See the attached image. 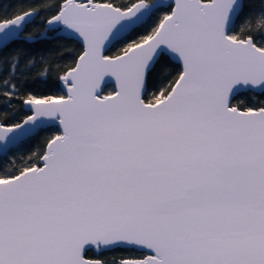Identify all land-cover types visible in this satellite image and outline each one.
<instances>
[{
    "label": "snow or ice",
    "instance_id": "snow-or-ice-1",
    "mask_svg": "<svg viewBox=\"0 0 264 264\" xmlns=\"http://www.w3.org/2000/svg\"><path fill=\"white\" fill-rule=\"evenodd\" d=\"M40 8L81 51L0 122L3 161L56 129L0 164V264H264V101L240 99L264 96V0H41L0 17V52Z\"/></svg>",
    "mask_w": 264,
    "mask_h": 264
},
{
    "label": "trees",
    "instance_id": "trees-1",
    "mask_svg": "<svg viewBox=\"0 0 264 264\" xmlns=\"http://www.w3.org/2000/svg\"><path fill=\"white\" fill-rule=\"evenodd\" d=\"M40 2L41 0H0V17L11 18L19 11L28 10ZM38 10L40 15L26 26L25 35L41 37L48 13L43 8ZM37 38L35 43H25L24 38H22L20 41L14 42L6 51L0 52V121H21L28 115L21 101L29 93L38 97L63 94L58 79V75L62 74L60 69L74 62L75 57L81 51V44L74 39L60 36L43 40ZM14 55L21 58L20 66L15 70L11 69L9 65ZM13 71L15 79L11 82L16 85L19 97L16 95L4 97L3 81L9 79V73ZM21 72H23L22 75ZM112 85L108 84L104 87L106 93L112 91ZM240 99H243L246 104L255 106L264 101V96L258 93H246ZM55 131L54 126L48 127L34 137L22 141L10 152L8 160H0V164H6L11 169L14 160L21 162L22 157L27 158L32 153L42 150L46 139L55 134ZM122 254L118 252L108 255L118 257Z\"/></svg>",
    "mask_w": 264,
    "mask_h": 264
},
{
    "label": "water",
    "instance_id": "water-1",
    "mask_svg": "<svg viewBox=\"0 0 264 264\" xmlns=\"http://www.w3.org/2000/svg\"><path fill=\"white\" fill-rule=\"evenodd\" d=\"M34 21V20H33ZM32 21V22H33ZM45 28H46V25H45ZM24 31H25V29H24ZM49 32H51V31H49ZM49 32H47V33H45V29H44V31L42 32V34H41V36L42 35H45L47 38H52V37H58V36H60V37H65V38H70V39H74V38H71V37H68V36H66L63 32H52V33H49ZM26 36H29V35H25L24 33L22 34V38H24V37H26ZM30 36H32L34 39H36L37 37L36 36H34V35H30ZM21 38V39H22ZM74 40H76V39H74ZM76 41H78V40H76ZM79 43H80V41H78ZM114 82L113 81H111L110 79H108V80H106V82H105V84L104 85H102V87L104 88L106 85H108V84H113ZM61 88H62V86H61ZM62 90H63V88H62ZM23 108H24V110H25V106L23 105ZM26 111V110H25ZM28 114H30L29 112H28ZM25 118V117H24ZM23 118V119H24ZM22 119V120H23ZM21 120V121H22ZM0 122H3V121H0ZM19 145V144H18ZM17 145V146H18ZM16 146V147H17Z\"/></svg>",
    "mask_w": 264,
    "mask_h": 264
},
{
    "label": "flooded vegetation",
    "instance_id": "flooded-vegetation-1",
    "mask_svg": "<svg viewBox=\"0 0 264 264\" xmlns=\"http://www.w3.org/2000/svg\"><path fill=\"white\" fill-rule=\"evenodd\" d=\"M25 34V33H24Z\"/></svg>",
    "mask_w": 264,
    "mask_h": 264
}]
</instances>
